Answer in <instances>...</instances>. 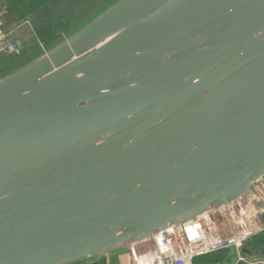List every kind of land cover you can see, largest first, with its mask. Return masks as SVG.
I'll return each mask as SVG.
<instances>
[{
    "label": "water",
    "instance_id": "water-1",
    "mask_svg": "<svg viewBox=\"0 0 264 264\" xmlns=\"http://www.w3.org/2000/svg\"><path fill=\"white\" fill-rule=\"evenodd\" d=\"M256 186L264 0H110L0 73V264H128Z\"/></svg>",
    "mask_w": 264,
    "mask_h": 264
},
{
    "label": "built area",
    "instance_id": "built-area-1",
    "mask_svg": "<svg viewBox=\"0 0 264 264\" xmlns=\"http://www.w3.org/2000/svg\"><path fill=\"white\" fill-rule=\"evenodd\" d=\"M16 50L17 45L10 41L0 16V51L11 54ZM255 189L256 198L253 205L235 215L225 213L226 224L219 223L218 219H210L197 232L188 235L177 232L169 241L177 242L176 245L160 243L153 251L134 257L129 264H194L196 256L225 250L231 246L239 249L244 241H249L256 236V233L264 231L259 225L264 204V191L261 186H256ZM247 222L253 223L254 230L245 229L247 226L244 224ZM228 226L232 228L225 230ZM235 264H264V258L252 259L238 253Z\"/></svg>",
    "mask_w": 264,
    "mask_h": 264
},
{
    "label": "crops",
    "instance_id": "crops-1",
    "mask_svg": "<svg viewBox=\"0 0 264 264\" xmlns=\"http://www.w3.org/2000/svg\"><path fill=\"white\" fill-rule=\"evenodd\" d=\"M75 1L77 3L73 7L60 10V13L67 15L68 17L69 14L74 11L75 15H80V19L90 13L91 9H95L93 6L95 5V0ZM54 2H58V0H7L0 8V16L3 20L4 30L8 33L10 41L17 45V50L19 49L18 56L21 59L25 60L29 57V60L31 56L34 55L33 53L41 52V50L47 46L42 45L44 44V40L42 39L45 38H42V34L40 33L41 27L38 23L40 19H36L37 15L35 12L50 11L49 6ZM31 3L34 5H30ZM91 3H93V5H91ZM68 18H65L61 23L63 31H65L66 26L69 25V22H66L68 21ZM66 23H68V25ZM49 25H51V27L45 26L43 28L45 31L47 30L46 34L48 35L46 36H55L57 31L55 32L54 29L52 30V28L55 27V24L52 22V24ZM57 33L59 34V32ZM5 54L8 55L10 53ZM1 55L3 54L0 53V68L5 63L2 60ZM220 253L221 256L218 257ZM196 259L197 261L195 262ZM84 264H119L118 255L117 253H114L110 256L101 257ZM194 264H232V256L229 255L228 250L215 251L196 256L194 258Z\"/></svg>",
    "mask_w": 264,
    "mask_h": 264
},
{
    "label": "flooded vegetation",
    "instance_id": "flooded-vegetation-1",
    "mask_svg": "<svg viewBox=\"0 0 264 264\" xmlns=\"http://www.w3.org/2000/svg\"><path fill=\"white\" fill-rule=\"evenodd\" d=\"M76 3L77 2L75 0H58V2H54L51 6H49V10H50L49 12H45V11L35 12V14L37 15L36 19H40L38 23L40 24V27L42 28V30L47 25L48 19H50L52 22H55L56 25L58 26L64 21L65 18H68V17H69L67 19L68 21L66 22H69V19L70 20L74 19L73 22L78 20L80 15L78 14L75 15L74 11L71 12L68 17L67 15H63L62 13H60V10L71 8ZM95 3H96V0H95ZM79 4H80V1H79ZM91 5H93V3H91ZM53 12H54V15L57 16L56 20H55V17L51 15ZM45 13L46 15H44Z\"/></svg>",
    "mask_w": 264,
    "mask_h": 264
},
{
    "label": "rangeland",
    "instance_id": "rangeland-1",
    "mask_svg": "<svg viewBox=\"0 0 264 264\" xmlns=\"http://www.w3.org/2000/svg\"><path fill=\"white\" fill-rule=\"evenodd\" d=\"M109 2L110 0H96V3H95V5H93V6H95V8H96V10L97 9H99L100 8V6H102V5H104L106 2ZM47 12H49V11H47ZM93 12V10L91 9V11H90V14ZM43 14V13H42ZM44 15H46V13L44 14ZM53 17H55V20H56V18H57V16H55L54 15V13H52L51 14ZM84 17H82V18H80V19H78V20H76V21H74L73 22V20L74 19H69V25H68V23H66L68 26H66V29H65V31H67L69 28H71V27H74V26H76L78 23H79V21H81L82 19H83ZM54 24H55V27L54 28H52V30L54 29L55 30V32L57 31V32H59V34L56 32V35L55 36H46V35H48V34H46L47 33V30L45 31L44 29L42 30V29H40V33L42 34V38H45V39H42V40H44L43 42H44V44H42L43 46H45V45H48V44H52V43H54L56 40H58V39H60L61 38V36L65 33V31H63L62 30V26H61V24L58 26V25H56V23L55 22H53ZM49 24H52V21L50 20V19H48V22H47V25L46 26H50L51 27V25H49ZM51 33H52V31H51ZM48 40V41H47ZM17 52V53H16ZM15 54H13V55H7V56H9V57H12V56H18L19 55V49L18 50H16L15 52H14ZM40 53V52H39ZM34 55H36V54H38V52H36V53H33ZM4 55H6V54H4ZM24 56V55H23ZM32 57V56H31ZM29 58V57H28ZM28 58L27 59H25V60H23L22 62H26L27 60H28ZM24 63H22V64H24ZM19 65H21V63L19 64ZM4 71H0V73H3ZM259 233V232H258ZM255 235H257V233L255 234ZM220 251H222V250H220Z\"/></svg>",
    "mask_w": 264,
    "mask_h": 264
},
{
    "label": "trees",
    "instance_id": "trees-1",
    "mask_svg": "<svg viewBox=\"0 0 264 264\" xmlns=\"http://www.w3.org/2000/svg\"><path fill=\"white\" fill-rule=\"evenodd\" d=\"M39 1V0H38ZM30 5H34L33 3H31ZM2 60L5 62L3 64V66L0 68V71H6L7 69H10L14 66L19 65L20 63H24L22 62L23 59H21L19 56H12L9 57L7 55H1ZM251 245L252 246H264V231L260 232L259 234H257L256 236H254L251 240ZM221 256V253L218 255V257ZM197 261V259L195 260V262Z\"/></svg>",
    "mask_w": 264,
    "mask_h": 264
},
{
    "label": "bare ground",
    "instance_id": "bare-ground-1",
    "mask_svg": "<svg viewBox=\"0 0 264 264\" xmlns=\"http://www.w3.org/2000/svg\"><path fill=\"white\" fill-rule=\"evenodd\" d=\"M218 218H219V219H218L219 223H221V224H226V222H227L226 216H224V215L221 216V217L218 216ZM206 222H208V220H207ZM206 222H205V223H206ZM204 225H205V224H203V226H204ZM244 226H247V227L245 228L246 230H249V229L254 230L253 223L247 222L246 224H244ZM231 228H232L231 226H228L225 230H230ZM252 238H253V237H252ZM252 238H251V239H252ZM251 239H250V240H251ZM250 240H249V241H250ZM194 247H195V246H194ZM225 250H227V249H225ZM243 256H244V255H243Z\"/></svg>",
    "mask_w": 264,
    "mask_h": 264
}]
</instances>
